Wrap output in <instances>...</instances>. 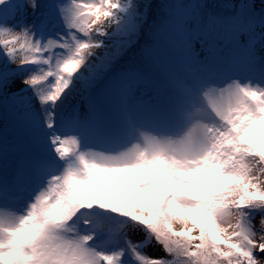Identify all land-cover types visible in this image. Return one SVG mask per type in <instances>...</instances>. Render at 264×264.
<instances>
[{"label":"snow or ice","instance_id":"snow-or-ice-1","mask_svg":"<svg viewBox=\"0 0 264 264\" xmlns=\"http://www.w3.org/2000/svg\"><path fill=\"white\" fill-rule=\"evenodd\" d=\"M0 264H264V0H0Z\"/></svg>","mask_w":264,"mask_h":264},{"label":"trees","instance_id":"trees-1","mask_svg":"<svg viewBox=\"0 0 264 264\" xmlns=\"http://www.w3.org/2000/svg\"><path fill=\"white\" fill-rule=\"evenodd\" d=\"M156 2L158 3V4H163V3H169V2H171V0H156ZM5 120L9 123V125H10V123H11V118H10V116L9 117H5Z\"/></svg>","mask_w":264,"mask_h":264}]
</instances>
